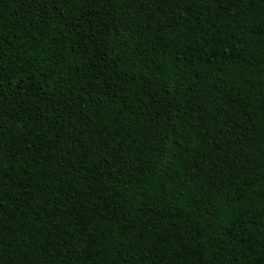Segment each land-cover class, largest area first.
I'll return each mask as SVG.
<instances>
[{
    "label": "trees",
    "instance_id": "1",
    "mask_svg": "<svg viewBox=\"0 0 264 264\" xmlns=\"http://www.w3.org/2000/svg\"><path fill=\"white\" fill-rule=\"evenodd\" d=\"M0 264H264V0H0Z\"/></svg>",
    "mask_w": 264,
    "mask_h": 264
}]
</instances>
